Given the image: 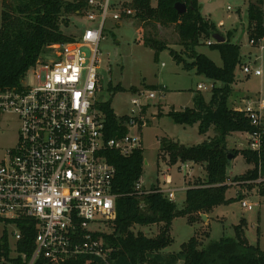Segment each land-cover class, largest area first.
Segmentation results:
<instances>
[{
  "label": "trees",
  "instance_id": "16d2710c",
  "mask_svg": "<svg viewBox=\"0 0 264 264\" xmlns=\"http://www.w3.org/2000/svg\"><path fill=\"white\" fill-rule=\"evenodd\" d=\"M185 5L186 11L177 14L174 5ZM0 94L7 91H23V80L36 61L45 56L48 48L55 44L74 42L76 38L62 33V28L70 25L73 16H84L85 0H0ZM133 11V19L141 24L173 25L183 56L168 50L162 42L146 38L143 46L154 51L155 56L168 50L172 60L184 71H194L212 83L210 99L205 102L198 93L193 98L192 108L181 112L169 111L166 116L182 126L197 124L199 135L210 130L214 135L193 147H184L175 142H162L161 154H165L169 166L180 163H193L205 166V178L201 184L185 190V200L180 208L156 188L134 191L141 179L144 165L143 151L138 149L129 157L123 158L114 151H105L107 162L115 169L112 193L116 199V218L111 223V232L97 234L105 245L112 249L110 264H264V251L252 246L245 238L246 222L240 220L233 227L232 237L202 244L196 237L184 243L177 253H163L171 244L170 227L175 218L186 217L194 224L199 215H208L217 206L228 205L226 171L228 158L241 156L252 169L234 183L254 184L257 194L264 197V136L259 152L249 149L234 150L227 146V137L233 133H252L256 131L243 112L228 106V98L235 83V69L240 65V48L230 41L227 33L225 43L210 44L207 48L216 51L221 66L198 53L196 48L205 41H211L219 34L217 27L201 14L198 0H156L154 7L150 0H132L126 4ZM264 0H247L248 40L257 46L264 42ZM130 17V16H128ZM127 17V18H128ZM206 42V43H207ZM219 83V86L217 84ZM119 91L120 87L111 88ZM135 92V89H132ZM96 108L102 113L103 135L105 139L121 137L126 134L127 116L117 117L111 109L110 101L97 102ZM161 224L157 235L148 238L142 233H134V226ZM21 239L14 245L16 256L11 258L9 235L0 236V264H28L34 252L35 231L31 225L21 224ZM259 234V233H258ZM33 264H102L95 259L79 257L60 262H51L39 257Z\"/></svg>",
  "mask_w": 264,
  "mask_h": 264
},
{
  "label": "built area",
  "instance_id": "2783aa9c",
  "mask_svg": "<svg viewBox=\"0 0 264 264\" xmlns=\"http://www.w3.org/2000/svg\"><path fill=\"white\" fill-rule=\"evenodd\" d=\"M85 2L84 18L98 22V28L85 30L74 42L50 46L28 70L33 75L32 86L23 80V91L0 94V110L15 114L20 122L16 146L7 150L0 162V227L15 245L21 239L19 225L32 226L35 249L28 264L39 257L51 262L85 257L110 264L112 249L95 236L105 233L99 228L89 230L90 225L110 227L116 218L117 196L111 190L115 169L103 153L114 151L127 158L141 149V131L146 126L141 100L154 98L151 92L147 96L134 92L136 97L130 103L139 114L132 110L127 116L125 135L105 139L104 118L96 108L100 65L97 47L110 4L109 0ZM115 11L114 21L133 15L129 8ZM213 43L211 39L206 44ZM241 72L261 76V71L251 66H244ZM197 88L206 89L201 85ZM238 111L257 129L241 133L248 140L246 149L259 152L264 134V98H259L255 107L246 104ZM191 168L185 163V172ZM164 183H171L169 176ZM143 190L140 179L134 191L142 194ZM156 192L171 202L175 200L173 190L156 188ZM241 207L253 208L244 201Z\"/></svg>",
  "mask_w": 264,
  "mask_h": 264
},
{
  "label": "rangeland",
  "instance_id": "374dc122",
  "mask_svg": "<svg viewBox=\"0 0 264 264\" xmlns=\"http://www.w3.org/2000/svg\"><path fill=\"white\" fill-rule=\"evenodd\" d=\"M70 2L72 0H63ZM132 0H109L110 8L105 21L102 39L97 47V57L100 60L99 93L97 101H110L111 109L117 117L130 116L131 111L138 115L139 110L131 105L135 93L141 91L145 96L154 93L153 99L143 98L141 116L146 126L141 131V150L143 151L144 165L141 182L145 190L153 186L175 190L174 203L178 208L183 204L185 189L201 184L205 178V166L186 162L192 166L190 172H185V163H176L169 166L165 154H161L162 142H175L184 147H193L209 140L214 133L210 130L205 135H199L197 124L182 126L173 122L166 114L173 110L181 112L191 108L193 98L200 93L205 100H209L211 82L194 71H184L171 58L169 51L183 55L178 36L173 25L160 26L158 24H141L130 17L122 16L120 20H112L115 10L127 8ZM154 7L156 0H150ZM204 10L201 14L217 26L219 35L226 38L231 33L230 41L240 48V65L235 69V83L228 98L229 108L240 106V98L248 99L246 104L254 107L259 98H264V42L252 46L248 40V21L246 16L247 0H202ZM0 4V14H1ZM264 11V8H263ZM221 23V24H220ZM219 26V27H218ZM98 22L90 23L84 16H73L70 25L62 28V33L68 37L79 38L87 29L95 30ZM151 38L162 42L168 50L159 52L156 56L153 50L143 46L142 41ZM207 41L196 48L198 53L206 56L218 67L221 61L216 51L207 48ZM244 66H251L261 71L260 77L246 76L241 70ZM24 84L32 86L33 75L28 72ZM203 85L206 89L198 90ZM109 86L120 87L119 91L109 90ZM219 86V83L217 84ZM251 99V100H250ZM235 102V103H234ZM20 122L15 114L0 110V162L4 159L7 150L17 144ZM264 129V124H263ZM264 133V132H263ZM207 135V136H206ZM264 136V134H263ZM246 136L233 133L227 137V146L230 149L242 150L247 148ZM181 167V169H180ZM252 169L239 155L230 158V165L226 171L227 199L241 198L228 205L213 208L207 215L201 214L194 224H190L186 217L175 218L170 227L171 244L163 253H177L181 246L190 238L196 237L199 241H217L223 237L233 236V227L244 219L245 238L252 246H259L264 251V197L257 194L254 184L234 183L235 177H240ZM188 173V174H187ZM165 176H169L171 183H164ZM158 188V187H157ZM252 205L251 210L241 207V202ZM201 216H205L202 218ZM161 224L150 226H134L132 231L142 233L148 238H154ZM99 228V229H98ZM100 230L108 234L111 229L108 225H90L89 230ZM259 233V234H258ZM2 228L0 227V236ZM10 257L16 256L14 243L10 240ZM0 263L3 261L0 260Z\"/></svg>",
  "mask_w": 264,
  "mask_h": 264
},
{
  "label": "water",
  "instance_id": "95a60500",
  "mask_svg": "<svg viewBox=\"0 0 264 264\" xmlns=\"http://www.w3.org/2000/svg\"><path fill=\"white\" fill-rule=\"evenodd\" d=\"M174 10L176 11L177 14H183L185 13L186 11V8H185V5L184 4H181V3H176L174 5ZM214 43L216 44H222V43H225V38L222 37L221 35L219 34H214L211 38ZM228 163H230V158H228ZM202 218H205V216H201Z\"/></svg>",
  "mask_w": 264,
  "mask_h": 264
},
{
  "label": "crops",
  "instance_id": "0c3cea01",
  "mask_svg": "<svg viewBox=\"0 0 264 264\" xmlns=\"http://www.w3.org/2000/svg\"><path fill=\"white\" fill-rule=\"evenodd\" d=\"M198 2H199V4H200V8H201V12H202V10H204V8H203V5H202V0H198ZM202 16L205 18V19H207V20H209L208 18H207V15H203V13H202ZM210 21V20H209ZM213 23V22H212ZM221 24V23H220ZM217 27V26H216ZM219 27V26H218ZM199 86V85H198ZM197 86V87H198ZM201 86H203V85H201ZM203 87H205V86H203ZM206 88V87H205ZM198 89V88H197ZM199 90V89H198ZM202 90V89H201ZM204 98V97H203ZM205 100V99H204ZM248 99H244V98H240V102H241V104H240V106H238V107H232L231 109H233V110H238V109H241V108H243L245 105H246V103L248 102L247 101ZM251 100V99H250ZM205 102H207V100H205ZM235 103V102H234ZM193 106V105H192ZM192 108V107H191ZM263 132H264V129H263ZM207 136V135H206ZM191 165V164H190ZM160 188V186H153V187H151V188H149L148 190H145L144 189V187H143V189L145 190V191H149L150 189H152V188ZM165 190H169V189H165ZM186 190V189H185ZM173 191H175V190H173ZM174 194H175V192H174ZM175 197V196H174ZM184 200H185V194H184V197H183V202H184ZM206 217H207V215H206ZM161 227V226H160ZM159 227V228H160Z\"/></svg>",
  "mask_w": 264,
  "mask_h": 264
}]
</instances>
